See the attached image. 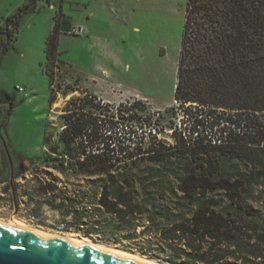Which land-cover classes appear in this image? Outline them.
<instances>
[{"label":"trees","instance_id":"obj_1","mask_svg":"<svg viewBox=\"0 0 264 264\" xmlns=\"http://www.w3.org/2000/svg\"><path fill=\"white\" fill-rule=\"evenodd\" d=\"M34 8L31 0L8 20L18 29L22 14ZM61 21L59 12L46 40L51 103ZM97 99L89 93L80 102L71 98L61 114L60 141L45 140L40 163L58 174L45 171L52 178L40 180L38 193L62 216L61 230L111 244L151 232L169 259L148 257L165 264H264V211L250 201L256 186L264 198V0H187L185 8L174 100L192 115L193 140L175 137L191 153L201 148L231 157L234 175L222 172L212 155L173 173L164 164L172 147L115 141L114 124L139 117L118 110L102 119Z\"/></svg>","mask_w":264,"mask_h":264},{"label":"rangeland","instance_id":"obj_2","mask_svg":"<svg viewBox=\"0 0 264 264\" xmlns=\"http://www.w3.org/2000/svg\"><path fill=\"white\" fill-rule=\"evenodd\" d=\"M100 1L42 0L34 10L22 14L18 29H15L8 19L15 20L18 9L29 4L30 0H0V20L6 17L5 24L0 26V220L9 222L16 218L48 232L77 237L165 264L148 257L169 259V252H162L157 246L154 233L111 244V240L105 237H86L73 230H61L65 225L62 216L38 193L40 180L52 178L45 171L58 174L52 169L44 171L40 163L48 150L46 137L51 143L60 141L65 125L61 114L71 98H78L77 102H80L79 99L88 93L98 95L91 87L94 85L93 76L106 82L101 89L103 98L98 95L96 100L103 105V111H97L102 112L99 114L102 119L110 121L118 110L139 117L135 122L114 124L118 127L114 132L115 141L141 143L144 147L156 141L172 147L170 151L174 154L164 164L173 173L194 168L212 155L222 161V172L235 174L237 163L231 157L221 155L218 150L207 154L201 148L191 153L183 140L175 137L176 133H182L185 140H193L189 132L192 115L186 111L187 106H180L174 100L187 0H119L124 8L131 10V14L116 21L110 15L95 13L94 9L101 6ZM84 3L93 11L89 19L90 37L69 32L73 27L81 26L70 27L72 21L86 20L80 10ZM59 12L71 22L62 24L59 35V61L54 67L56 99L51 103V77L45 71L46 39ZM75 87V92L64 94ZM207 130L203 132L205 135L212 134ZM4 141L15 164L17 214L14 213L11 170ZM32 161L37 164L33 165ZM60 176L65 182L75 181L73 177ZM80 181L84 183L82 179ZM252 193L250 201L262 213V188L256 186ZM36 208L39 209L38 221L32 216ZM142 229L140 226L139 231Z\"/></svg>","mask_w":264,"mask_h":264},{"label":"water","instance_id":"obj_3","mask_svg":"<svg viewBox=\"0 0 264 264\" xmlns=\"http://www.w3.org/2000/svg\"><path fill=\"white\" fill-rule=\"evenodd\" d=\"M4 148L10 163V185L13 192L14 213L19 204L14 184L15 164L9 147ZM0 264H145L98 248H90L73 241L45 236L20 227L0 224Z\"/></svg>","mask_w":264,"mask_h":264},{"label":"crops","instance_id":"obj_4","mask_svg":"<svg viewBox=\"0 0 264 264\" xmlns=\"http://www.w3.org/2000/svg\"><path fill=\"white\" fill-rule=\"evenodd\" d=\"M40 1H42V0H35V8H36L38 2H40ZM47 1L50 2L52 0H47ZM62 1H64V0H62ZM30 2H31V0H30ZM100 4H101V6L98 7V9L97 8L94 9L95 13L98 14V15L100 14V15H105V16L110 15V18L112 20H114V21L120 20L121 18L126 17L125 15H130L131 14V10H129L127 7L124 8V6L121 5L119 0H102V1H100ZM54 5H55V3L52 4L53 7H55ZM84 5L85 6H81L80 7V10H82L84 12V14L86 15V20L84 19V20H81V21L79 20L77 22H74V21L71 22L70 19H66L67 18L66 15L61 12V20H62L61 21V32H62V27H63L62 24L71 22L72 25H70V27L71 26H76V25H81V26L84 27V31H85L84 34L89 35V33H90L89 32L90 31L89 19H90V14H93V11L91 12L90 7L88 6V4L84 3ZM34 9H32V10H34ZM5 19H6V17H4L2 20H0V26L5 24L4 23ZM85 28L88 29L87 30L88 32H86ZM88 37H90V35ZM92 79L94 80V85L91 86V87H93V90H95V92L100 97L103 98V96H102L103 91H101V89L106 84L105 80L103 78H100V77H97V76L96 77L93 76Z\"/></svg>","mask_w":264,"mask_h":264},{"label":"bare ground","instance_id":"obj_5","mask_svg":"<svg viewBox=\"0 0 264 264\" xmlns=\"http://www.w3.org/2000/svg\"><path fill=\"white\" fill-rule=\"evenodd\" d=\"M0 224L10 225V226H14V227H20V228H23V229H26L28 231L35 232V233H38V234H41V235L56 237V238L67 240V241H73L76 244H81V245H84V246L90 247V248H98V249H103L105 251L106 250L107 251H111L113 253H116V254L124 256V257L131 258V259L136 260V261L141 262V263H145V264H159V263H156V262H153V261H149V260L143 259L142 257H139V256L134 255V254H130V253H127V252H122V251H117V250H114V249L106 248V247H103V246H100V245H97V244H93V243L81 240V239H79L77 237L73 238V237H70V236L63 235L61 233L48 232V231H45V230L40 229L38 227L31 226V225H29V224H27V223H25V222H23V221H21L19 219H16V218L12 219L9 222H5V221L0 220Z\"/></svg>","mask_w":264,"mask_h":264},{"label":"built area","instance_id":"obj_6","mask_svg":"<svg viewBox=\"0 0 264 264\" xmlns=\"http://www.w3.org/2000/svg\"><path fill=\"white\" fill-rule=\"evenodd\" d=\"M69 32L74 34V35H83L84 34V27L83 26L73 27ZM20 89H23V88L20 87Z\"/></svg>","mask_w":264,"mask_h":264}]
</instances>
